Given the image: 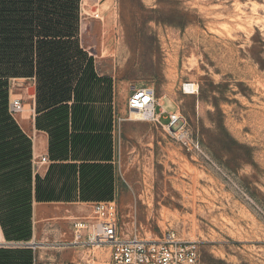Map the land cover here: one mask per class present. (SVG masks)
Here are the masks:
<instances>
[{"label":"rangeland","instance_id":"rangeland-1","mask_svg":"<svg viewBox=\"0 0 264 264\" xmlns=\"http://www.w3.org/2000/svg\"><path fill=\"white\" fill-rule=\"evenodd\" d=\"M77 12L80 45L114 80L108 200L117 203L122 229L154 239L174 231L198 244L201 264H264V0H80ZM7 81V102L21 103L18 119L32 79ZM145 86L167 111L187 117L203 153L132 114L128 96ZM25 135L30 184L21 174L0 179L3 201L8 193L14 202L0 223V264L69 262L84 251L62 245L72 240L68 216L90 203L36 199L37 178L55 190L62 180L49 172L52 163L43 173L52 159L33 156L34 131Z\"/></svg>","mask_w":264,"mask_h":264},{"label":"trees","instance_id":"trees-1","mask_svg":"<svg viewBox=\"0 0 264 264\" xmlns=\"http://www.w3.org/2000/svg\"><path fill=\"white\" fill-rule=\"evenodd\" d=\"M79 1L0 0V171L4 172L0 179L11 182L21 174L22 181L31 182L27 166L31 142L9 110L7 78L35 75L40 113L36 127L49 134L53 161L49 172L54 170L62 180L55 190L52 182L43 184L37 178L38 201L112 198L111 163L64 162L69 160V149L80 150L81 159L87 160L85 155L99 151L109 137L100 132L112 127V80L96 73L94 60L78 41ZM95 108L106 110L105 116L93 117ZM2 188L0 181V223L3 213L14 206L8 193L3 201ZM73 190L79 194L73 196Z\"/></svg>","mask_w":264,"mask_h":264},{"label":"built area","instance_id":"built-area-1","mask_svg":"<svg viewBox=\"0 0 264 264\" xmlns=\"http://www.w3.org/2000/svg\"><path fill=\"white\" fill-rule=\"evenodd\" d=\"M159 100L155 89L145 86L130 92L127 105L164 126L186 150L203 153L199 140L190 131L187 117L179 109L167 111ZM20 108V100L12 99L10 112L13 114ZM46 160L45 156L41 157L42 162ZM71 221L72 240L62 245L79 247L84 253L69 262L48 257L33 264H201L198 244L178 239L174 231H167L161 239L139 231H124L118 222L115 200L92 202L87 214Z\"/></svg>","mask_w":264,"mask_h":264},{"label":"crops","instance_id":"crops-1","mask_svg":"<svg viewBox=\"0 0 264 264\" xmlns=\"http://www.w3.org/2000/svg\"><path fill=\"white\" fill-rule=\"evenodd\" d=\"M94 68L96 73L99 76H107L110 77L112 80V88H111V101H110V106H111V115H113V101H114V80H113V76L109 73H100L97 69V63L94 60ZM14 78H29L32 79V85L30 87L33 88V91L31 92L30 96L28 95V101L23 102V105L26 106L27 108V112L26 114L22 115L20 118L18 117V119H16V122L18 123V125L20 126V128L22 129V131L27 134V130H29V132H33L34 131V136L33 138L31 137L32 140V153L33 156L37 157V156H45L47 158V156L50 155L49 153V134L47 133V131L42 130V129H38L36 127V117L40 114L37 112L36 110V96H37V89H36V78L35 75L31 76V77H14ZM72 98L70 101H68L69 104L72 103ZM102 104V103H101ZM106 104V103H105ZM106 110L104 109H100V108H95L91 114L93 117H103L105 116ZM14 116V115H13ZM112 128V127H111ZM71 131V130H70ZM112 131H101L100 133L102 134H109V137L105 139V145L103 143V146L101 147V149L99 151H96L94 153H88L87 155H85V158H88L87 160L85 159H81L83 158L82 156H80L82 153L80 151L77 152L76 150H70L68 151L67 155L69 160H65L64 162H74V163H81L83 161H88V162H100V163H112L113 159H112V155H108L109 154V150L112 149ZM46 162V161H45ZM42 162V163H45ZM62 162V161H60ZM53 163V161L47 162L46 167L43 169V173L46 172V170L48 169V165ZM38 171V170H37ZM79 194V192L77 191V195ZM80 200V199H79ZM91 201V202H90ZM96 201H102V200H96ZM104 201H109V200H104ZM52 202V201H51ZM95 202V200H81V203H92ZM70 213H74L73 211H69ZM89 212V210H85L84 211L81 209L78 212H76L75 214H70L68 216V218L71 220L73 218L76 217H80L84 214H87ZM72 222V221H71ZM1 237L3 239V235L1 233ZM1 239V238H0ZM1 239V240H2ZM51 258V257H50ZM55 258V257H52Z\"/></svg>","mask_w":264,"mask_h":264},{"label":"bare ground","instance_id":"bare-ground-1","mask_svg":"<svg viewBox=\"0 0 264 264\" xmlns=\"http://www.w3.org/2000/svg\"><path fill=\"white\" fill-rule=\"evenodd\" d=\"M97 15V14H96ZM186 89L188 90V92L189 93H193L194 91H195V88L193 87V85H186ZM21 109V108H20ZM19 109V110H20ZM131 112H132V114L135 116V117H140L141 118V116H143L142 118H146V117H148L147 116V114H143L141 111H139V110H131ZM2 243H4L1 239H0V244H2ZM32 244H35V245H37V246H40L41 245V243H32ZM52 246V248H60L61 246H57V245H55V244H52L51 245Z\"/></svg>","mask_w":264,"mask_h":264},{"label":"water","instance_id":"water-1","mask_svg":"<svg viewBox=\"0 0 264 264\" xmlns=\"http://www.w3.org/2000/svg\"><path fill=\"white\" fill-rule=\"evenodd\" d=\"M27 245H29V246H30V245H34V244H32V243H28Z\"/></svg>","mask_w":264,"mask_h":264}]
</instances>
